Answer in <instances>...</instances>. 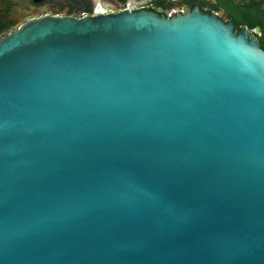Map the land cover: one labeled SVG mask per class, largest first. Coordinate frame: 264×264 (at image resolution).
<instances>
[{
    "label": "water",
    "instance_id": "95a60500",
    "mask_svg": "<svg viewBox=\"0 0 264 264\" xmlns=\"http://www.w3.org/2000/svg\"><path fill=\"white\" fill-rule=\"evenodd\" d=\"M260 33L195 8L1 38L0 264H264Z\"/></svg>",
    "mask_w": 264,
    "mask_h": 264
},
{
    "label": "flooded vegetation",
    "instance_id": "af4514ba",
    "mask_svg": "<svg viewBox=\"0 0 264 264\" xmlns=\"http://www.w3.org/2000/svg\"><path fill=\"white\" fill-rule=\"evenodd\" d=\"M197 8L215 14L225 23L228 16L217 0H0V39L29 20L43 16L114 14L122 11L147 12L160 17L184 15ZM219 10L224 14H219ZM237 32L240 29H235Z\"/></svg>",
    "mask_w": 264,
    "mask_h": 264
},
{
    "label": "trees",
    "instance_id": "16d2710c",
    "mask_svg": "<svg viewBox=\"0 0 264 264\" xmlns=\"http://www.w3.org/2000/svg\"><path fill=\"white\" fill-rule=\"evenodd\" d=\"M235 29L247 27L260 29L257 35L260 47L264 50V6L262 0H217Z\"/></svg>",
    "mask_w": 264,
    "mask_h": 264
},
{
    "label": "built area",
    "instance_id": "2783aa9c",
    "mask_svg": "<svg viewBox=\"0 0 264 264\" xmlns=\"http://www.w3.org/2000/svg\"><path fill=\"white\" fill-rule=\"evenodd\" d=\"M84 16H88V15H86V14H77V15L74 16V17L80 18V17H84Z\"/></svg>",
    "mask_w": 264,
    "mask_h": 264
},
{
    "label": "rangeland",
    "instance_id": "374dc122",
    "mask_svg": "<svg viewBox=\"0 0 264 264\" xmlns=\"http://www.w3.org/2000/svg\"><path fill=\"white\" fill-rule=\"evenodd\" d=\"M262 5L264 6V0H262ZM219 14H221V15H223L224 14V12L221 10H219Z\"/></svg>",
    "mask_w": 264,
    "mask_h": 264
}]
</instances>
